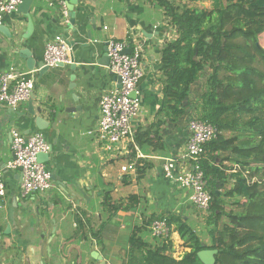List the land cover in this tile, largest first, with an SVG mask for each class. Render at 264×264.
<instances>
[{"label": "crops", "instance_id": "0c3cea01", "mask_svg": "<svg viewBox=\"0 0 264 264\" xmlns=\"http://www.w3.org/2000/svg\"><path fill=\"white\" fill-rule=\"evenodd\" d=\"M69 1L33 0L28 11L31 28L28 19L17 11L5 16L0 25V72L13 67L20 74H30L34 81L28 101L16 109L0 104V171L6 187L5 196L0 198V264H131L129 239L135 229H141L138 237L152 248L172 241L176 247L179 244L181 255L175 259L179 260L187 250L174 227L176 235L164 243L150 236L149 226L168 215L184 217L188 222L194 218L189 193L179 189L163 171L165 164L171 166V175L176 171L187 141V123L194 117L193 107L177 124L166 121L159 128V139H151L154 149L143 147L141 159L151 167L140 180L135 173L121 172L130 163L128 143L113 155L104 152L95 139L100 98L118 88L108 66L98 64L107 41H128L131 47L141 49V106L132 126L134 132H143L157 122L163 99L160 53L176 34L154 0H74L70 6L72 25L66 8ZM59 3H64L66 17ZM198 5L208 10L211 0H199L189 7ZM56 36L66 41L73 64L41 74L37 69L29 71L19 51H27L40 63L45 44ZM261 37L258 45L264 48V32ZM208 75L205 70L191 88L193 106L205 93ZM29 106L34 112L42 110L41 114L35 112V117L48 124L46 130L37 131L25 118ZM75 109L80 112L73 113ZM11 131L27 137L40 132L50 146L48 163L44 164L52 178L48 191L22 195L19 171L7 168L14 159ZM225 137L231 134L227 132ZM228 156L220 152L216 161L227 170L223 192L233 185L230 169L234 164L226 160ZM107 194L114 204H123L130 196L137 197L138 203L129 212L120 211L108 219L103 208ZM166 254L172 257V247Z\"/></svg>", "mask_w": 264, "mask_h": 264}, {"label": "trees", "instance_id": "16d2710c", "mask_svg": "<svg viewBox=\"0 0 264 264\" xmlns=\"http://www.w3.org/2000/svg\"><path fill=\"white\" fill-rule=\"evenodd\" d=\"M154 1L176 38L160 53L163 99L157 122L143 132L135 131L129 145L134 173L140 180L151 167L136 159L135 148L139 152L144 146L154 149L151 139H159V128L166 121L177 124L190 106L194 118L213 126L218 135L205 146L201 161L211 196L204 237L184 217H160L174 227L187 252L175 260L166 254L171 243L152 248L138 237L141 229H135L129 239V262L202 264L196 254L208 249L217 251L215 264H264V181L256 179L264 170V48L258 45V36L264 32V0H211L209 10ZM205 70L209 72L206 90L193 106L191 88ZM220 152L229 155L227 161L248 170V177L230 175L233 185L225 192L227 170L216 164ZM114 203L105 195L108 219L117 212H129L138 199L130 196L123 204ZM225 207L236 209L226 212Z\"/></svg>", "mask_w": 264, "mask_h": 264}, {"label": "built area", "instance_id": "2783aa9c", "mask_svg": "<svg viewBox=\"0 0 264 264\" xmlns=\"http://www.w3.org/2000/svg\"><path fill=\"white\" fill-rule=\"evenodd\" d=\"M182 3L186 0H180ZM23 0H0V25L5 16L17 11ZM62 14L67 12L64 3ZM128 41L108 40L106 43L109 59L108 70L112 76L119 79V87L116 90L105 93L99 101V116L95 139L98 146L108 154H116L122 151L123 145L133 143V120L140 111V98L138 86L143 77L141 67L140 47H131ZM129 53L126 54L125 51ZM69 48L61 36H56L45 44L43 52V64L48 69L57 68L58 65L70 63ZM34 81L30 74H20L13 67L0 72V104L16 109L18 105L28 101L32 96ZM187 141L183 153L178 161L174 175L168 164L163 166L166 178L172 179L179 189L189 193V200L195 210L202 215H207L211 203V196L207 190V181L204 178L201 161L205 146L216 140V129L197 118L191 117L187 123ZM11 149L14 156L8 169L17 170L21 177L22 195L29 193H44L51 188V174L44 164L37 161L39 154L48 153L50 146L45 142L43 135L37 132L30 136H24L18 131H11ZM136 150V159L143 158ZM128 154V153H127ZM170 162V161H169ZM171 163V162H170ZM172 165V163H171ZM123 174L134 173V163L121 168ZM231 174L242 173L241 166L234 164ZM245 177V176H244ZM5 183L0 171V198L6 194ZM150 236L155 239L172 241L176 235L165 220L153 221L149 226ZM173 244V245H172ZM172 257H180V246L172 241Z\"/></svg>", "mask_w": 264, "mask_h": 264}, {"label": "water", "instance_id": "95a60500", "mask_svg": "<svg viewBox=\"0 0 264 264\" xmlns=\"http://www.w3.org/2000/svg\"><path fill=\"white\" fill-rule=\"evenodd\" d=\"M32 3H33V0H23V2L21 3V5H19V7L17 8V12L23 14L28 19V27L29 28L32 27V21H31L30 15L28 14V11H29ZM73 4H75V1L74 0H71V1H69L67 3V5L69 7L68 6L66 7L67 8V11L69 12L68 13V16L70 17V24L71 25L74 22V18H73L74 15H72V7H70V6L73 5ZM0 30H2L1 27H0ZM8 37H10V35H8ZM103 51H104V55L99 59V63L98 64L100 66L107 67L108 66V62H109V59H108V56H107V48L105 47ZM125 53L128 54L129 51L126 50ZM19 55H20V57L23 60H25V62H26V68L29 71H33L34 69H37L38 72L41 74L43 71H45V70L48 69V68L44 67L43 62L36 63L33 59H31V56H30V54L27 51L21 50V51H19ZM73 61H74L73 54H70V63L73 64ZM62 66H63L62 64L58 65V67H62ZM70 80L71 81L73 80V76L70 77ZM115 81L117 82V85L119 87V79L115 78ZM75 111L77 113H79L80 112V109H75L73 111V113ZM35 112L37 114H41L42 110L41 109H37ZM35 112L31 108V106H29L28 113L25 116V118L27 120H31L33 122L34 127L37 129V131H44V130H46L48 128V124L45 125L46 122L41 117H35ZM2 126H3V124H2V122H0V129L2 128ZM51 128L52 129H55V125L51 124ZM48 153L39 154L37 156V161L39 163H41V164L48 163ZM204 246H205V244L202 243V247H204ZM216 254H217V251L216 250L204 249L202 251L197 252L196 256H197L198 260L202 264H215V256H216Z\"/></svg>", "mask_w": 264, "mask_h": 264}, {"label": "rangeland", "instance_id": "374dc122", "mask_svg": "<svg viewBox=\"0 0 264 264\" xmlns=\"http://www.w3.org/2000/svg\"><path fill=\"white\" fill-rule=\"evenodd\" d=\"M179 3L180 4H186V5H190L191 3H189L188 2V0H186L185 2H181V1H179ZM196 7H202V9H203V5H198V6H196ZM197 8V9H198ZM209 10V9H208ZM263 34V33H262ZM258 39H261L262 40V37H261V35H259L258 36ZM241 171L243 172V173H246L247 174V171L248 170H246L245 168H243V167H241ZM260 175L258 176V177H256V179H263V181H264V170H262L260 173H259ZM245 177H248V175H244ZM257 180H253V182H256ZM231 209H236V208H230V207H225V211L226 212H228L229 210H231ZM194 212H193V214H192V216L194 217V218H192V219H190L189 220V222L188 223H190L192 226H194V229H196L198 232H199V234H200V236H201V238L202 237H204V232H205V226H206V222H205V217H207L208 216V214L207 215H202L200 212H198L197 210H193ZM176 234V233H175ZM181 241V240H180ZM163 242L164 243H167V240H163ZM182 246H183V243H182ZM129 253V252H128Z\"/></svg>", "mask_w": 264, "mask_h": 264}]
</instances>
